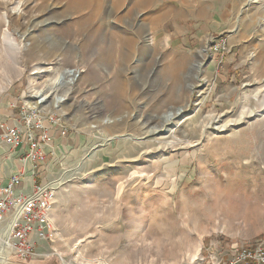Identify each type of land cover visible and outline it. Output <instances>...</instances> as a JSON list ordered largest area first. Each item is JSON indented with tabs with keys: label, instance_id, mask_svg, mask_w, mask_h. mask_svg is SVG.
Wrapping results in <instances>:
<instances>
[{
	"label": "rangeland",
	"instance_id": "374dc122",
	"mask_svg": "<svg viewBox=\"0 0 264 264\" xmlns=\"http://www.w3.org/2000/svg\"><path fill=\"white\" fill-rule=\"evenodd\" d=\"M202 22L210 34L175 46L168 37L196 36ZM233 34L244 63L221 83L210 64H223ZM220 37L228 51L202 60L197 51ZM71 69L81 72L70 87ZM37 92L64 100L36 110ZM257 92L263 104L264 0H0V126L42 112L88 139L47 154L48 166L58 158L55 232L17 264H211L264 240V114L235 122ZM180 107L174 146L145 135Z\"/></svg>",
	"mask_w": 264,
	"mask_h": 264
},
{
	"label": "built area",
	"instance_id": "2783aa9c",
	"mask_svg": "<svg viewBox=\"0 0 264 264\" xmlns=\"http://www.w3.org/2000/svg\"><path fill=\"white\" fill-rule=\"evenodd\" d=\"M228 49L227 37H220L212 41L208 51L222 54ZM67 71L70 80H76L79 71ZM31 117L24 125L0 126V144L7 143L13 152L19 150L20 155L24 156L21 158L23 166L34 164L33 169L36 170L47 157L45 153L50 136L46 125L48 118L42 112L35 111ZM49 123L57 125L53 117ZM23 181L24 171L12 175L6 182H0V248L6 245L8 253L6 259L0 249V264H17L21 260L35 259L55 232L56 185L51 181L46 184L34 183L31 192L27 193L23 189ZM211 264H264V240L239 244L226 259L222 257Z\"/></svg>",
	"mask_w": 264,
	"mask_h": 264
},
{
	"label": "crops",
	"instance_id": "0c3cea01",
	"mask_svg": "<svg viewBox=\"0 0 264 264\" xmlns=\"http://www.w3.org/2000/svg\"><path fill=\"white\" fill-rule=\"evenodd\" d=\"M247 5L248 4H245V6H247ZM201 21H202V19H201ZM202 24H203V26H202ZM205 24L210 25L211 22L210 23L209 22H202L201 23L202 28L196 32V36H193L192 31H191V33H183V34L171 32V35H168V37L175 41L173 43L174 46L181 42L179 39V38H181V36L186 38V39H184V41L190 42L189 40L196 39L194 37L199 38L200 36L203 37V35L210 34V32H209L210 29L205 28L206 27V26H204ZM225 27L228 28V31H226V32H230L231 30H233L231 24H227V26L225 25ZM174 29H175L174 31L182 30V28L180 26H177V25L174 26ZM236 29H237V27H236ZM177 38H178V40H177ZM241 41H242V39L239 35L238 36L235 34L230 35L229 45H230L231 51L224 58L225 60H224L223 64L220 67H218V56H215V58H214L215 61L212 62L213 64H210V65H213V66H211L213 70L217 69L216 79L219 82H221V83L226 82V83H230V84L232 82H236V78L238 76L237 69L242 67L243 63H244L237 56L239 51H240L238 49V47L240 46ZM204 48H201L202 50L199 49L197 51V55L200 56L202 58V60H203L204 56H201V54L203 53L202 51H204ZM202 68H203V65H202ZM201 71H202V69H201ZM46 125H47V131H48L49 136H50L49 146L46 149V153H45L46 156L48 153H50V152L52 153V150H53L52 148H54V147H57L59 150L63 149V151H66V150L70 151V150L78 149L79 147L85 146L88 142V139H86L84 136H82L79 133H73V132L65 133L58 126H53V125L48 124V123H46ZM0 150H1V153L3 152V154L0 153V182L1 183L6 182L12 175L17 174L18 172L24 171L23 189L25 192L29 193V192H31L34 183L46 184L48 181L54 182V181H57V179L59 178V175L57 177L53 176L55 173L54 172V168H55L54 163L58 158L54 159V161L52 163H50L49 166L47 165V162H45V161L42 162V163H40V168H37L36 170H34L33 166H31L32 164H27V166H23V163L21 162V160H19V158L18 159L14 158V156H12V155H9V157H2L4 155V153L7 154L10 151L9 146L5 145V143L0 146ZM89 151L84 156H86L89 153ZM64 154H65V152H64ZM57 156L59 158L61 157L60 155H57ZM36 177H41V179L44 177H47V178H45L47 180V182H45L43 180H41V182L37 181Z\"/></svg>",
	"mask_w": 264,
	"mask_h": 264
},
{
	"label": "bare ground",
	"instance_id": "6f19581e",
	"mask_svg": "<svg viewBox=\"0 0 264 264\" xmlns=\"http://www.w3.org/2000/svg\"><path fill=\"white\" fill-rule=\"evenodd\" d=\"M249 1V0H247ZM257 2V1H256ZM90 3V2H89ZM5 19H6V22L8 21V16L5 15ZM9 33V32H8ZM10 34V33H9ZM7 34L6 30H5V34H4V41L5 42H10V44L12 43L14 46L15 44L12 42V40L10 39V35ZM26 35L23 34L22 35V38L25 39ZM12 38V36H11ZM14 48H18V47H14ZM19 49V48H18ZM205 51H202L204 54L206 52V55H208V50H207V47H205L204 49ZM202 63H199L197 65V72L200 73L201 72V69H202ZM39 69V68H38ZM41 70V69H40ZM53 69L51 66H48L46 67L44 70H41V72H45V73H50L52 72ZM40 72V71H39ZM81 72V71H79ZM198 76V74H196ZM196 76V77H197ZM79 74H78V77L76 78V80L79 79ZM56 81V80H55ZM63 83V82H62ZM68 84L69 86L71 87L72 85H75V79H73V81H68ZM194 87V85H190V89L192 90ZM56 92V91H55ZM57 96V94H56ZM31 98V99H30ZM28 100V106L30 108H33V109H42V108H46L47 109V113H50L52 112L54 109H58L60 106L59 104H61L63 102L64 99L62 98H57L55 97L51 103L49 101L50 97L48 95H44L43 93H40V92H37L35 94V97H30ZM38 99V98H41L39 100H37L36 102H33V99ZM66 101V100H65ZM32 102V103H30ZM45 102V103H43ZM43 103V104H42ZM262 105L263 106V110H259V105ZM263 104H264V101H263ZM261 102H260V95L259 93L257 92V94H255V96L253 97V105H251V107L245 109L242 114L240 115V117L235 121L236 123H240L242 121H245L247 118L252 117V116H255L257 113L259 112H262L264 114V105H263ZM59 106V107H58ZM184 112V108L183 107H180L176 110H172L170 112H168L167 114L164 115V121L162 123V126H154V127H151V128H146V131H145V135H157V136H164L165 139L167 138H171L172 140L170 141H162L161 143L162 144H165L166 146H174L176 144V142H178L179 140L174 136V133H173V128L171 127V122L174 121L175 118H177L178 115H181L182 113ZM105 123L106 124H110V123H113V120L111 118H107L105 120ZM211 124V123H210ZM231 125V121L228 122L227 124L223 125L222 127L225 128L227 126H230ZM184 143H188L189 142L187 140L184 141ZM165 146V147H166ZM55 185H56V188L60 187V184L59 182L57 181H54L53 182ZM1 254L7 259V255L8 253L6 252L7 250V247L6 245L2 246L1 248ZM196 257H199V254H196L195 255ZM5 259V260H6ZM4 261H1V262H5Z\"/></svg>",
	"mask_w": 264,
	"mask_h": 264
}]
</instances>
